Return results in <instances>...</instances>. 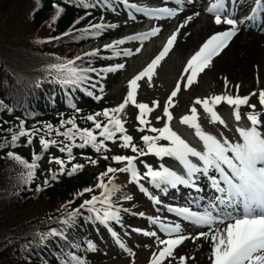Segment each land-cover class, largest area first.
Wrapping results in <instances>:
<instances>
[{"label": "snow or ice", "instance_id": "snow-or-ice-1", "mask_svg": "<svg viewBox=\"0 0 264 264\" xmlns=\"http://www.w3.org/2000/svg\"><path fill=\"white\" fill-rule=\"evenodd\" d=\"M121 2L127 8L143 13L148 18L170 19L174 18L179 11L184 10L183 6L185 3H193V0H165V3L174 2L179 6L178 8L167 6L148 8L129 4L128 0H121ZM231 2L235 4L236 0H231ZM227 4L228 0H208L206 11L213 16V23L217 26L223 24L230 27L212 34L200 46L199 50L188 59L184 68V73L187 74L185 87H190L196 82L198 75L211 65L213 58L218 56L228 46L232 38L237 35L240 28L245 24L244 19H237L236 13L229 11ZM84 6L88 7L90 5L85 3ZM61 11L62 9L57 10V16L53 17V22ZM261 13H264V0H255L254 6L251 9V15L247 16L246 19L256 20ZM194 15L198 16L199 13H195ZM131 18L135 19L134 16ZM192 19V16L187 17L185 23L181 24L180 27H184ZM93 27L100 30L105 26L94 25ZM108 27H115V25H109ZM160 31V28H152L149 32L139 33L115 41L114 44L106 45L105 47L116 48L118 45L126 43V41L143 42L150 37L158 35ZM178 33L179 28L167 39L160 53L139 74L129 81V91L121 104L115 108L104 109L102 112L86 117L88 121L93 122V128H80L75 118L61 121L60 128L70 125L64 131H60V128L53 129V126L48 124L45 127L48 129L49 135L55 131L56 135L63 136L69 143L55 139H46L42 136L40 144L45 151L51 145L62 144L63 146L59 150L67 152L68 162H70L74 159L72 155L73 147L85 148L86 146H90L96 152H100L101 150L110 151L106 142L112 141L115 143L117 134H120L119 140L122 142L120 146L122 148H130L135 155L112 156L111 159L113 161L118 164L123 163L124 167L114 168L109 166L105 172L101 173L97 178L98 183L96 185L97 188L101 189L100 196L93 195L91 199L85 200L80 206L81 208H87L89 212L95 213V218L106 225L110 221H120L121 209L115 206L112 199L115 193L120 190L119 186L114 183V176L117 172L128 173L131 177V182L134 183L147 179L153 187L158 189L162 186L175 188L177 185L197 187L195 180L199 175H203L211 181V187L218 193L213 200L202 204L203 198H199L193 201L192 206L169 208V211L179 217L181 221L196 227L207 228V231H201L195 236H190L184 234V227L181 222L161 220L159 216L149 218L151 223L156 225L167 237L166 239H161L155 231L143 233L146 236L155 237L158 246H163L160 248L158 254L153 253L150 264H164V261L169 258L176 260L177 257L174 256V252L178 246L183 244L185 240L191 239L195 241L201 237L211 242V255L209 256L211 264H264V120L261 119L262 114L255 110L256 105L249 103L251 96L256 95V93L245 96H240L239 94L233 96L226 91L224 94L203 99L198 97L194 100L190 108V114L181 117L179 123L194 129L195 136L202 142V150L191 146L171 126L173 115L169 111V108L174 106L173 98L181 90L180 82L177 83L175 89L171 92L163 108V116L167 118L163 127H148V131L157 135H143L141 137V140L144 142V148H140L133 143V137L127 134V129L124 126L125 122L121 119V114L124 112L126 106L131 103L139 110L137 116L139 124L142 126L150 124V121L145 117L154 108L149 107L145 103H137L138 81H141L145 77L151 81L161 61L174 47ZM140 50V48H137L136 52L138 53ZM122 51L124 56L133 54L129 49ZM95 54L93 52L86 55ZM115 55L119 56L121 52L117 51ZM76 59L80 60L82 58L77 57ZM124 67L125 65L118 64L115 68L109 67L106 71L112 72ZM48 70L56 73L57 79L61 84L74 87L85 85L91 79L87 73L96 71L90 68H80L73 60L49 65ZM92 86L95 87L94 84ZM227 88L228 81L225 79V89L227 90ZM236 88L238 93L239 86L237 85ZM221 103H225L233 109L232 115L237 122L235 131L239 137L236 140H229L222 134L220 137H217L208 133L199 122L200 112L196 105L202 107L203 113L209 118L210 123H219L227 127L225 119L216 110ZM259 104L261 107H264V90H261L259 93ZM153 105L159 107L157 101H154ZM242 106L252 109V111L246 113V118L250 122V126L248 127L239 126V122L242 119L240 111ZM77 111L79 110L77 109ZM101 116L105 118L104 121L97 119V117ZM162 118L157 117L156 119L159 121ZM33 131L39 130L34 129ZM137 131L144 132L145 127H139ZM21 136H28V142L31 143L32 133L23 128V122L21 123L20 131L12 135L13 144ZM77 138L81 143H75ZM159 141H167L168 143L160 144L158 143ZM8 155L29 169L27 174L29 179L34 176V170L38 167L36 161L41 158L40 156L34 155L33 162L28 163L13 153H9ZM146 155H154L161 160L165 157L173 158L182 166L183 174L166 167L164 164H160L158 168H153L151 164L143 160H140V163L143 164L146 171L141 173L136 162L140 157ZM103 158L109 159L108 156H104ZM192 158H195V162ZM51 162L60 165V173L64 172L65 160L54 157ZM90 163L96 164L97 161L90 160ZM82 169L83 165L73 164L67 174L72 175ZM55 178L56 174L54 173L53 179ZM105 178H107V182H105ZM140 189L147 194V189L144 188L143 184H140ZM197 190L199 189L197 188ZM93 191V188H86L84 190V192ZM80 195H83V193H80ZM124 198L127 200L132 199L131 196ZM156 202L158 203L159 201L157 200ZM78 212L79 210H75L74 213H69V217L72 218ZM140 215L143 216L144 214L140 213ZM64 223H68V220H65ZM136 231L140 230L136 229ZM53 234L57 233L53 231ZM90 247L93 246L90 245ZM121 247H123V244H121ZM178 260L179 264H186L185 257L181 256ZM68 264H86V262L73 255Z\"/></svg>", "mask_w": 264, "mask_h": 264}, {"label": "trees", "instance_id": "trees-1", "mask_svg": "<svg viewBox=\"0 0 264 264\" xmlns=\"http://www.w3.org/2000/svg\"><path fill=\"white\" fill-rule=\"evenodd\" d=\"M85 3L90 6L85 7ZM58 9L62 11L53 22ZM103 17L93 0H0V264H68L73 255L80 258L98 252L100 240L92 228L98 235L100 220L78 201L96 172L79 170L68 175L72 161L68 162L67 152L59 150L63 145H51L45 151L38 141L43 136L69 143L55 131L49 135L45 125L60 128L62 120L75 118L80 128H93L87 116L118 106L102 99L91 87L94 74L87 73L91 79L74 87L61 84L56 73L48 70L49 65L70 60L78 44L102 41L114 34L106 28L87 29ZM81 58L75 60L80 68L104 66L99 58ZM126 114L127 107L122 120ZM97 119L105 120L102 116ZM22 122L32 133L31 143L28 136H21L13 144L12 135L20 131ZM67 127L70 125L60 131ZM75 143L81 141L77 138ZM9 153L28 163L33 162L34 155L41 157L31 179L29 169ZM72 155L79 159L94 155L99 176L109 166H117L109 151L96 152L90 146L73 147ZM54 157L66 161L63 173L49 164ZM120 192L112 197L117 204L126 196ZM75 210L78 214L70 218L69 213Z\"/></svg>", "mask_w": 264, "mask_h": 264}, {"label": "rangeland", "instance_id": "rangeland-1", "mask_svg": "<svg viewBox=\"0 0 264 264\" xmlns=\"http://www.w3.org/2000/svg\"><path fill=\"white\" fill-rule=\"evenodd\" d=\"M157 1L159 2L161 7L167 6L170 8H175V7L177 8L176 5L172 6V2L165 3V0H157ZM133 2L138 3V2H142V0H134ZM254 2L255 0H249L247 3H245L243 7L244 10L242 11L243 14H241L240 16L241 18L245 20L247 16L251 15V9L254 6ZM207 7H208L207 1L201 3L200 4L201 10L198 12L199 15L195 16V18H198L199 20H208L209 18H206ZM231 7L232 9H234L235 7V4H233L232 2H231ZM103 11L106 14L111 13L113 15V18H111V20L106 22L107 26L122 25L123 27L122 30L120 31L119 36H117V38L115 39L121 40V39L130 37V36L139 34V33L149 32L151 30V29H147V30L143 29L141 31L136 30V26H139L143 22L144 18L138 15L139 12H135L132 9L128 10V13L126 15H123L122 13H120V8H118V6H113L111 8L106 7L105 10ZM132 16H134L135 19L131 18ZM236 18H237V15H236ZM176 23H177V15L174 18H170V19H158L156 20V24L153 25V28L156 27V28L161 29L158 35L150 37L149 39L143 42L126 41V43L120 45L119 52H121V55L119 56L115 55L111 57V60L113 59L112 60L113 64L110 67L115 68V66L118 64H123L125 65V67L123 69L112 71L111 73H114L113 75H111L106 80L102 79L103 86L102 87L97 86L98 89H101V88L104 89L106 87L104 91L105 98H110L112 104L114 103V101L119 102V101H122L123 98L125 99L127 92L129 91V87H128L129 79L131 77L136 76L144 68L146 62L150 59L152 54L155 52L158 45L166 37H170L174 32L177 31L176 26H175ZM248 24L250 23H248L246 20L245 24L240 28V38H239L240 40L239 41H242V42H240L239 48L245 45L243 48L244 50L247 48L249 44H251L250 42L253 39V36L250 35V33L252 32V28L255 27L256 30H259L260 27L264 26V17H263V21H261L260 24H256L252 28H250ZM177 38H178V35H177ZM108 44H110L109 41L104 42L101 46H97L96 48H93V50L100 51V48L102 46H106ZM202 44H200V46ZM200 46L198 47V49H194V51H192V47H190L187 51H184L175 42L172 50L168 53V55L161 61V63L157 67L155 74L152 76L151 81H149L147 77H145L141 81H138L139 87L136 93L137 103H145V104H148L149 107L154 108V110L145 117L148 121H150V124L146 126H142L139 124V121L137 120L139 110L133 104L131 103L128 104L129 110H128V115L125 118L124 126L127 129V134L133 137V143H135L138 147L141 144H139V142L137 141L140 140L143 135H146V132L148 133L150 132L148 131V127H157V128L163 127L164 122L167 119L166 117L163 116V108L166 102L168 101V98L171 95V92L175 89L178 82H180L181 84V90L178 92L177 96L173 98L174 106H171L169 108V111L173 115L171 126L173 127V130H175L179 134H187V135L194 137L195 139H197V137L194 134V129L189 128L187 125H182L179 123L181 117H183L184 115L190 114V108L193 105V102L196 98L199 97L203 99L205 97L220 95V94H224L226 91H230L229 88H227V90L225 89V79L224 78H222L221 80H219V78L215 79L213 72L209 69H205L203 73H200L196 79V82L193 83L190 87H185L187 74L184 73V68L186 66L188 59L196 51L199 50ZM137 48L141 49L138 53L136 52ZM250 48L251 47H249L248 49ZM108 49L112 50V48H108ZM125 49L131 50L133 54L129 56H124L122 50H125ZM241 51L239 53H241ZM114 57H117V58H114ZM108 58H110V56ZM259 74H260L259 75L260 83L258 82V80L254 79V85L250 90L246 92H242V93L235 92V94H233L232 91L228 92L230 94L232 92L233 96L237 94H239L240 96H245V95H250L251 93H256V95H252L251 99L249 100L250 104L257 103L255 104L256 111L260 108L259 93L261 90H264V69L259 70ZM220 81H224V84L221 85L219 83ZM251 82L252 81L249 80L248 83H245V84L243 83V86L247 88L249 83ZM228 83L230 84V87H231L232 83L229 81ZM215 85H217L218 87H216ZM234 85L236 87L237 85L239 86L240 83L236 82L234 83ZM154 101H157L159 103V107H155L153 105ZM196 107L198 111L200 112L199 122L201 123L203 129L206 132L211 133L217 137H220L219 133H221L225 137H227L229 140L231 139V136H233V129H232V126L228 123L229 122L228 119L225 117L227 113L232 115L230 108H227L228 106L225 109L223 108L218 111L219 114H221L222 117L225 119L227 127L219 123H210L208 117H201V116H206L203 113L202 107L200 105H196ZM241 108H242L240 109L241 116H242V120L244 121L246 119V113L252 111V109H250L247 106H242ZM157 117H163V118L157 121L156 119ZM139 127H145V131L144 132L137 131ZM121 143H122L121 141H116L115 143L113 142L112 148L121 149V151L126 149L127 153L131 155H135V153H133L130 148H122L120 146ZM123 154L124 152H122L121 155ZM83 159H88V160L80 162ZM90 160H93V158H80L79 159V157H74V159L71 161L72 163L77 161L78 164L80 162V164L83 165L85 169H90L94 166V164L90 163ZM140 160H143L147 162L148 164H151L153 168H158L160 164L169 162L170 158L166 157L165 160H161L155 157L154 155H146V156L140 157L136 163H137L139 171L143 173L144 171H146V169L144 168L143 164L140 163ZM51 161H52V158L49 160V163H53V165H55L54 166L55 168H60V165L54 162H51ZM122 167H124V165ZM114 180L119 183H122V186H125L126 188H129L131 184L132 187L135 186L136 191H140V184H143L140 181L139 183L131 182L130 175L128 173H121V172H117L115 174ZM97 183H98V180H94L91 182L89 188H93L94 191L90 192L88 196H85V200L91 199L93 195L100 196L101 192L97 190L98 189L96 187ZM143 186L144 188L146 187V185H143ZM140 201L144 203L145 207H149L147 205V201H143L142 199ZM140 208L142 209V207ZM126 210L128 213L135 215V216H139L140 213L148 215V213L140 211L138 207L137 208H126ZM157 216H159L161 220H165V221H176L177 222L180 219V218H177L176 215H174L173 213H169L166 211L161 212L160 215H157ZM157 216L154 214V217H157ZM143 219H144V215H143ZM121 229H123V227ZM124 229H127V228L124 227ZM138 229L142 232V234L144 232L155 231L161 239L167 238L163 232L155 230V228H153L152 231L147 230L146 227H140ZM161 247L163 246L162 245L158 246L155 237L146 236V239H144L141 246H139L138 244H135V245L131 244L130 249L128 248L121 249V253L114 252L112 256L108 258H104V259L103 258L98 259L95 262L90 263V264H133V262L134 264H150V259L152 258L153 253L158 254ZM178 257L176 260H172V258H169L164 261V264H174V263L176 264V261H178Z\"/></svg>", "mask_w": 264, "mask_h": 264}, {"label": "bare ground", "instance_id": "bare-ground-1", "mask_svg": "<svg viewBox=\"0 0 264 264\" xmlns=\"http://www.w3.org/2000/svg\"><path fill=\"white\" fill-rule=\"evenodd\" d=\"M204 1L206 0H193V3H185L183 6L184 10L179 11L177 14L176 30L179 28V33L175 42L184 51H187L190 47H192V51H194V49H198L200 44H202V42L209 38L212 34L230 27L223 24L220 26L215 25L212 17H210L208 13L206 16V18H209L208 20L196 21L193 18L190 22L186 23L184 27H180L181 24L185 23L187 17H193L195 16V13L200 11L199 5ZM239 1L241 2L244 0ZM245 1L247 2L248 0ZM173 5L176 4L172 2V6ZM176 6L177 8L179 7L178 5ZM242 8L243 6L237 5L235 13ZM250 35L253 36V39L250 42L251 44H249L244 50L243 48L245 45L239 48V44L242 42L239 41V31L229 42L228 46L224 48L218 56L214 57L211 65L206 68L213 72L215 79L219 78V80H221L224 78L231 82V87L228 83V88L233 92V94L237 92V88L234 83H240L238 93L246 92L253 87L254 79L259 82V70L264 69V28H261L260 30L252 28ZM249 47L251 48L248 49ZM240 51L241 53H239ZM249 80L252 82L249 83L247 88H245L243 83H248ZM219 83L223 85L224 81H220ZM215 86L218 87L217 85ZM225 106V103H221L216 110L219 111ZM257 111L262 114L261 119L264 120V107L260 106ZM164 159H166V157ZM184 228V234L190 236H195L201 231H207V228L196 227L186 222H184ZM197 243L201 245V248H197ZM210 245L211 242L209 240H205L203 237L195 241L191 239L185 240L183 244L175 249L174 256L185 257L186 264H211V260L209 259V256L211 255Z\"/></svg>", "mask_w": 264, "mask_h": 264}]
</instances>
